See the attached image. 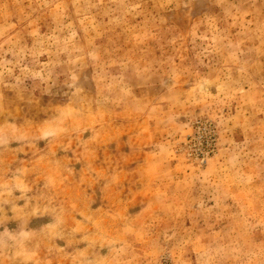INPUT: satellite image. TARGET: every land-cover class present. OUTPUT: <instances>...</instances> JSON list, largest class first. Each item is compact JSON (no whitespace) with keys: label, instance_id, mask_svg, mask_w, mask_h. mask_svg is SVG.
I'll return each instance as SVG.
<instances>
[{"label":"rangeland","instance_id":"obj_1","mask_svg":"<svg viewBox=\"0 0 264 264\" xmlns=\"http://www.w3.org/2000/svg\"><path fill=\"white\" fill-rule=\"evenodd\" d=\"M0 264H264V0H0Z\"/></svg>","mask_w":264,"mask_h":264}]
</instances>
